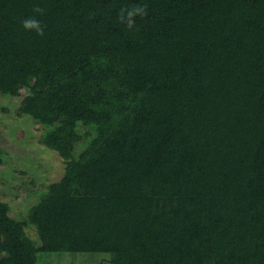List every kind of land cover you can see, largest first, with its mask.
Returning a JSON list of instances; mask_svg holds the SVG:
<instances>
[{
  "label": "trees",
  "instance_id": "16d2710c",
  "mask_svg": "<svg viewBox=\"0 0 264 264\" xmlns=\"http://www.w3.org/2000/svg\"><path fill=\"white\" fill-rule=\"evenodd\" d=\"M0 95L64 163L23 219L0 201V264H264V0H0Z\"/></svg>",
  "mask_w": 264,
  "mask_h": 264
},
{
  "label": "rangeland",
  "instance_id": "374dc122",
  "mask_svg": "<svg viewBox=\"0 0 264 264\" xmlns=\"http://www.w3.org/2000/svg\"><path fill=\"white\" fill-rule=\"evenodd\" d=\"M27 92V88L21 91L22 95ZM20 101L21 97L0 95V145L6 152V162L0 167V201L8 203L10 214L19 220L27 216L49 183L64 173L59 155L40 142L44 127L16 114ZM83 142L77 145L76 153L84 149ZM27 230L39 242L34 227ZM38 257L37 264H113L105 253L65 251L39 253Z\"/></svg>",
  "mask_w": 264,
  "mask_h": 264
},
{
  "label": "clouds",
  "instance_id": "9594fccd",
  "mask_svg": "<svg viewBox=\"0 0 264 264\" xmlns=\"http://www.w3.org/2000/svg\"><path fill=\"white\" fill-rule=\"evenodd\" d=\"M32 15L21 20V26L26 32L35 33L43 38L46 34L47 25L41 17L46 15V9L37 5L32 7ZM148 15V7L145 3L138 2L131 6L121 7L117 13V19L121 25L132 30L136 26L137 18H144Z\"/></svg>",
  "mask_w": 264,
  "mask_h": 264
}]
</instances>
